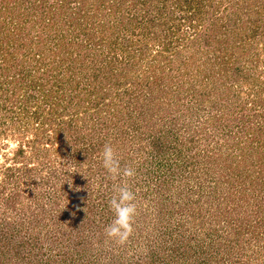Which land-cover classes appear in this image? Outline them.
<instances>
[{"label": "rangeland", "instance_id": "rangeland-1", "mask_svg": "<svg viewBox=\"0 0 264 264\" xmlns=\"http://www.w3.org/2000/svg\"><path fill=\"white\" fill-rule=\"evenodd\" d=\"M38 1L16 0L17 4L13 7L18 12L23 11L24 17L34 18ZM48 1V9L51 6L57 17L61 15L62 5L70 4L73 0ZM232 1L233 7L230 6ZM181 2L182 0L165 1L162 9L166 8L165 13L167 12L171 23H167L168 26H153L154 35L151 34L153 32L143 33L137 27L124 23L113 27L117 32V38L113 37L114 41L119 44L124 42L122 39H129L126 36L130 35V55L126 64L134 63L140 58L142 68L146 66L150 69L151 57L153 66H156L160 58L159 52L164 54V58L158 63H163L167 56L173 55L174 50H182L181 46L184 45L188 46L187 54L194 52L191 56L209 48L202 40L192 42L196 37L193 35L198 33H195L197 28L193 27L195 18L183 7L179 8ZM211 2L212 13L216 11L214 18H220L216 27L223 25L221 29H225L224 36H227V40L231 36L233 42L240 35L243 36L238 41L239 44L234 46H240L242 42L243 45L248 44L252 41L248 36L255 33L256 45L253 46V51L260 55L257 70L253 73L250 70L247 81H243L241 87L233 89L240 104L249 101L247 105L252 109L251 112L262 114L264 87L261 89L258 85V75L264 79V66L261 67L264 65V36L260 35L259 30L264 27L249 24L244 27L248 32L234 26L250 16L264 24V0ZM142 11L158 16L154 8L149 6L142 7ZM224 13H231L233 18L224 19ZM209 15H213L210 10ZM171 26H177L174 36L185 37L188 42H179L172 37L173 42L164 43L161 36L165 34L166 38L170 37ZM237 33V36H233ZM31 48V52L37 50L33 45ZM100 58L96 57L95 46L91 47L87 63L93 64L96 70L102 72L105 69L100 64ZM126 64L123 61L122 66ZM224 64L230 66L231 59ZM131 65L137 66V63ZM223 68L225 67L220 70ZM127 71L131 75L128 65ZM104 78L102 77L107 87L109 83ZM194 83L195 93L198 94L203 92V88H209L210 82L196 77ZM261 84L264 86V82ZM26 88L27 86L23 89ZM259 91L261 93L257 95ZM21 95H24L23 90L19 94L15 91L10 96L0 90V239L3 241L0 242V253L5 252V256L0 255V264H264V228L257 231L261 238H256L248 231L242 236L249 224L245 218L247 208L242 193L238 190V183L229 178V173L224 175L222 172L219 178L214 170L205 173L203 170L190 169L189 172L173 169L168 176L165 165L169 161L156 156L152 159L146 151L150 136L139 138L131 135L134 129L127 128L126 124V128H123L124 126L119 125L121 120L113 119L115 124L112 126L113 122L107 118L106 111L113 104L107 101V97L101 99L104 91H101L96 103L92 99L93 101L84 103V109L77 108V113L71 115V121L67 114L69 120L57 127L74 128L75 131L64 133L57 138L60 140L52 139L47 133L48 129L43 132L42 128L48 127L39 125V121L34 120L29 112L18 110V115L15 114L17 103L14 101H21ZM42 100L45 98L39 96L36 103ZM34 107L35 111L37 109L43 113L52 108L48 104L43 110L39 105ZM13 113L14 118L9 120ZM131 115L139 117L138 113ZM130 119L132 120L131 117ZM84 128L87 135L76 139ZM90 128L102 129L95 132L99 135L92 136L93 130ZM98 136H103L102 144L95 149H87L86 145L98 140ZM47 137H50L49 141L45 139ZM106 143L116 149L122 167L136 169V176L129 179L128 183L136 193L138 216L134 233L123 246L105 235V228L114 219L108 202L116 194L114 184L121 183L119 180H111L102 167L101 152ZM18 148L21 149L20 153H17ZM170 162L176 165L173 157H170ZM71 167H75L77 172L68 173ZM69 178L72 181L71 187L67 181ZM205 181L208 182L207 185ZM199 186L203 189H199ZM220 187L226 193H234L236 198L241 196L242 201L233 200L236 209H223L222 214L213 210L216 205L212 203V198L207 201L204 192L207 193L210 189L220 192ZM225 200L229 206L230 201ZM217 206L221 210L222 206ZM261 206H264L263 202ZM250 210L255 214L256 210ZM247 233L252 244L250 247L244 241ZM6 237L10 239L7 246L4 243ZM225 247L226 250L220 249Z\"/></svg>", "mask_w": 264, "mask_h": 264}, {"label": "trees", "instance_id": "trees-1", "mask_svg": "<svg viewBox=\"0 0 264 264\" xmlns=\"http://www.w3.org/2000/svg\"><path fill=\"white\" fill-rule=\"evenodd\" d=\"M165 1L73 0L70 4L62 5L61 15L56 17L54 9L51 6L48 9L49 1L39 0L35 17L27 18L23 16V11L18 12L13 7L17 4L16 0H2L0 90L8 96L15 91L19 94L23 90L22 100L14 101L17 103L15 114L18 115V110L29 112L34 120L39 121V125L48 127L42 128V131L48 129V135L54 140L70 130L75 131L74 128L57 127L69 120L67 114L71 121V115L77 113V108L84 109V103L92 99L96 103L101 91H104L101 99L107 97V101L113 104L112 108H106L109 110L106 111V116L113 122L112 126L115 124L113 119L121 120L119 125L124 126L123 128L127 126L135 130L131 135L139 138L150 136L146 151L152 159L156 156L169 161L165 165L168 176L173 169L189 172L190 169L203 170L205 173L214 170L219 178L222 172L224 175L229 173V178L238 183V190L241 191L247 208L245 218L249 224L242 236L248 231L258 238L257 231L264 228V206H261L264 203V113L251 112L252 109L247 105L249 101L240 104L233 89L241 87L242 82L247 81L250 70L252 73L257 70L260 55L253 51V46L256 45L255 33L248 36L252 40L248 44L243 45L242 42L240 46H234L242 39V35L236 41L232 42L231 36L227 40V36H224L225 29H221L223 25L216 27L220 18H214L216 11L212 13L211 0H182L179 8L183 7L195 18L193 27L197 28L195 33H198L193 35L196 37L192 42L202 40L209 48L191 56L194 52L187 54L188 46L184 45L181 46L182 50H174L173 55L167 56L163 63H158L164 58V54L159 52L160 58L156 66H153L151 57L150 69L146 66L142 68L140 58L134 63L126 64L130 55V35L126 36L129 39H122L124 42L120 45L114 41L113 37L117 38V32L113 27L124 23L137 27L140 32L151 33L155 25L168 26L167 23H171V20L165 13L166 8L162 9ZM233 4L232 1L230 6L233 7ZM144 6L154 8L158 16L143 12ZM209 10L213 15H209ZM231 17L233 18L231 13L223 15L226 20ZM251 17L241 20L234 27L247 31L244 27L249 24L264 27L257 18ZM176 29L177 26H171L168 38L165 34H159L161 40L167 44L174 40H184L187 43L185 37L173 35ZM259 31L264 36V28ZM151 34L154 35V32ZM32 45L37 50L31 52ZM94 46L96 57H101L100 64L105 69L102 72L86 60L90 48ZM229 59L230 66L224 64ZM123 61L125 66H122ZM135 63L137 66L131 65ZM127 65L128 70L132 71L131 75L127 71ZM221 67L225 68L220 70ZM102 77L109 83L107 87ZM196 77L210 82L209 88H203V92L198 94L195 93ZM258 77V85L263 89L261 83L264 79L260 75ZM25 86L27 88L24 90ZM258 93L261 91L256 94ZM39 96L45 100L36 103ZM46 104L52 107L48 112L34 110L36 105L43 110ZM30 108L33 109L29 110ZM131 113H138L139 117H134ZM13 115L14 113L9 116V120ZM90 129L93 130L92 136H95L99 135L95 132L102 128ZM85 130L86 128L77 134L76 139L87 135ZM98 137V140L90 142L86 148L95 149L102 144L103 136ZM48 138L50 137L45 139L49 141ZM20 152L21 149L18 148L17 153ZM170 157H173L176 165L170 162ZM172 165L175 168H171ZM199 189L203 187L199 186ZM204 194L207 201L213 199L212 203L216 205L213 210L220 214L226 208L236 209L233 200H241V196L236 198L234 193H226L221 187L220 192L210 189ZM225 199L230 201L229 206ZM219 204L222 206L221 210L217 206ZM250 209L256 210L255 214ZM247 236L248 233L244 241L250 247L252 244ZM9 240L8 237L5 238L6 246ZM0 242L3 243L1 239ZM220 249L226 250L227 247ZM0 255L5 256V252Z\"/></svg>", "mask_w": 264, "mask_h": 264}, {"label": "clouds", "instance_id": "clouds-1", "mask_svg": "<svg viewBox=\"0 0 264 264\" xmlns=\"http://www.w3.org/2000/svg\"><path fill=\"white\" fill-rule=\"evenodd\" d=\"M101 164L109 178L113 181H121L114 184L115 195L109 200V208L114 213V219L105 228V235L118 245H125L134 233L138 209L136 193L130 187L128 180L136 176V169L130 166H121L120 157L116 149L106 143L101 152ZM77 172L75 167L68 169V173ZM127 178V179H125ZM71 187V179H67Z\"/></svg>", "mask_w": 264, "mask_h": 264}]
</instances>
